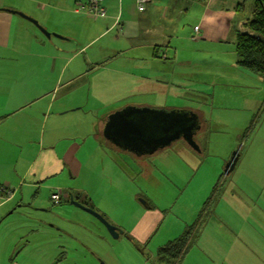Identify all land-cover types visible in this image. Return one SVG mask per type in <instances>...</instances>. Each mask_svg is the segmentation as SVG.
I'll use <instances>...</instances> for the list:
<instances>
[{
	"label": "crops",
	"instance_id": "1",
	"mask_svg": "<svg viewBox=\"0 0 264 264\" xmlns=\"http://www.w3.org/2000/svg\"><path fill=\"white\" fill-rule=\"evenodd\" d=\"M84 1L0 0V154L6 145L23 148V154H19L22 160L19 165H3L6 156L0 155V186L13 192L12 199L0 206V228L16 209L21 210L33 203L36 212L45 213L47 211L42 209L48 204H53L59 207L61 214V220L56 224L47 223L48 220L36 215L26 217L24 212L19 214L20 218L10 221L9 224L14 228L10 233H15L16 236L26 232L35 235L34 255L26 256L25 252L23 254L24 246L18 248L22 236H18L19 238L9 245L2 239L0 264H162L157 257L162 243L157 242L168 236L158 235V229L170 216L174 218L171 208L163 210L161 203L154 206L144 197V209L139 213L126 211L122 214L119 211L116 216L114 207L120 206L122 195L131 202L130 194L134 180L124 183L123 193L120 188L122 178L113 180L106 168H100L106 175L104 180L98 182V188L94 184H84V180H76L79 175L88 171L85 168L89 167L95 157L113 154L110 160L116 166L119 165L116 155L130 157L133 153V147L103 134L107 122L113 121L111 118L114 114L128 108L151 109L172 117L185 115L195 123L188 133L196 138L203 130L211 129L217 132L228 122L223 115L232 110V104L226 108L218 107L223 96L215 93L216 89L227 91L232 88L239 96H234L236 102L241 99L237 90L242 93L243 88L249 85L261 89L264 85L262 78L236 64L234 34L239 29L245 31V28L241 27L247 20L240 21L238 27L231 25L232 12L226 0H149L143 11H138L135 0H104L106 17L103 18L90 17L78 9L77 6L85 4ZM35 2L39 5L30 8ZM2 9L32 18L40 28L59 35L57 39L64 41L54 45L56 48L49 45L46 52L42 50L34 55V58L38 59L35 71L40 70L43 75L45 71L50 78H45L39 82V86L31 88L29 94L20 99L21 105L18 106L9 101L12 89L6 70L8 54H18L17 51L21 47L25 49L33 45L35 42L31 44L30 41L27 46L26 43L22 46L15 45L21 39L27 40L31 36H34L39 47L45 45L40 39L41 35H45L41 32L38 37L30 28L29 24L32 23L16 13L11 14ZM54 10L62 14L61 18L64 17L57 25L53 24L49 17V13ZM234 10L238 11L239 6H235ZM191 11H197L198 14L190 37H180L176 19L179 15H187ZM88 20L92 22L88 23ZM231 30L230 43L233 45V51L230 52L229 61L233 62L230 65L226 63L207 66L209 61L205 57L210 55V62L214 60L217 55H214L216 49L213 46H222ZM51 37L53 36L44 38ZM105 38L103 44L92 49L97 42ZM183 45L187 48L182 47ZM190 46L195 49L200 47L205 52L198 53L200 56L197 57ZM196 60H200V63L196 64ZM112 63L117 70L112 68ZM127 68H130L129 73H126ZM219 70L224 71V74L215 73ZM108 72L120 76V86H113L110 99H100L96 94L97 98L91 101L89 94L92 88L102 86L98 82L90 81L91 75L95 74L102 79L101 76L106 77ZM131 74L133 79L129 77ZM121 76L128 78L124 80ZM51 86L54 87L53 91L57 89L53 96L41 95ZM11 87L15 90L14 86ZM85 87L89 90L88 95ZM143 87L145 90L140 91ZM34 89L36 91L31 93ZM144 97H160L165 105L154 108L149 105L139 107L141 104L126 103L127 107H116L121 102H128L122 101L124 99L142 101ZM31 104L38 106L33 112H25L26 109H32ZM254 116L255 114L252 119ZM177 141L180 140L176 139L164 147H155L154 151L162 154L164 149L173 146ZM187 147L189 151L196 152L190 146ZM210 148L211 146L206 147L204 151L199 148L200 152L196 153L197 158L202 160L196 173L207 169L206 160L210 158L213 162L208 167L217 169L218 163L221 162L220 168L227 169L235 159L234 156H229L225 161L219 155L210 154ZM263 149L264 143L258 149L259 166L264 163ZM34 152L37 157L42 153L45 156L42 158L44 163L37 171H33V157L29 159ZM213 153L216 154V149ZM244 159L245 157L243 161ZM236 161L238 158L235 159L234 166ZM117 168L121 171V168ZM261 168L264 170V165ZM81 170L83 172L80 174ZM163 181L158 180L159 185ZM149 182L141 180L140 184L149 186ZM45 184L47 187L43 186ZM259 187L263 189L259 194L263 193L264 196V181ZM42 191H48V201L40 199ZM54 194L59 195L58 204L51 200ZM147 194L155 198L153 191ZM71 196L115 226L120 233L119 237L112 238L106 229L88 214L87 217L78 216V220L81 218L85 225L76 227L81 230L76 231V250L72 245L69 247L71 243L58 240L59 236L72 238L73 225L71 226L68 217L73 214V206L67 200ZM135 197L136 193L133 198ZM1 235L5 237V231ZM47 248L52 251L49 253V263L45 256ZM76 251L82 257H78ZM260 264H264V258H260Z\"/></svg>",
	"mask_w": 264,
	"mask_h": 264
},
{
	"label": "rangeland",
	"instance_id": "2",
	"mask_svg": "<svg viewBox=\"0 0 264 264\" xmlns=\"http://www.w3.org/2000/svg\"><path fill=\"white\" fill-rule=\"evenodd\" d=\"M226 1L229 2V9L232 12L230 19L231 25L238 27L240 21L249 20L251 18L254 0ZM38 5V2H35V5L32 4L29 7L36 8ZM235 6H239L238 11L234 10ZM58 12L59 11L56 10L51 13L48 12L49 17L52 19V23L55 25L59 24L61 19L64 18L63 16V18H61L60 16L62 14H58ZM197 14V11H191L187 15H179L177 17L176 25L178 36L187 35L190 37V33L192 32L191 28L194 27ZM88 21V23L92 22V20ZM29 25L32 31L34 30L36 35L40 37L41 30L35 28L32 24ZM85 25L86 24H84V26ZM242 28H244V24L241 29ZM229 32L222 46H219V44H217L218 46H213L216 49L214 55H217L214 60L210 62V55L205 57V59L209 61L207 66L225 65L226 63V65H230L233 62L229 61L230 52L233 51V45L230 43V40L232 41V35H230L232 30ZM44 37H42V35L40 37L45 44L41 45V47H39L34 36L28 37L27 40L21 39L20 42H16V46H22V44L25 43L27 46V42L29 43V41L31 44L35 43L29 48L23 49L21 47V49L17 51V53L19 52L18 54H8V59L6 61L8 83L15 87L14 90L10 85L12 92L9 96V101L16 106L21 105L20 99L26 97L31 88L39 86V82L41 83L45 78L46 80L50 78V76L46 75L47 72L45 71L44 75L40 74V70L35 71L38 59L34 58V55L42 50L46 52L49 45L56 48L54 45L57 46V44H62L64 41L57 39V37H51L50 39ZM105 40L106 38L103 41L97 42L92 49L103 44ZM72 46L76 47V45ZM182 47L187 48V46L184 45ZM190 48L192 47L190 46ZM192 49H194L195 56L197 57L200 56L198 53L205 52V50L200 47ZM199 63L200 60H196V64ZM44 65L45 63L42 64V66ZM112 68L117 70L114 63H112ZM127 71L126 73H129L130 68H127ZM215 73L224 74V71L219 70ZM128 76L121 77L127 80ZM129 77L131 79L134 78L132 74ZM101 78L102 79H99L95 74L90 77V81L98 82L102 85L92 88L89 94L91 101L97 98L95 97L96 94L99 95L100 99H110L112 97L110 92L113 86H117V88L120 86V76L117 77L115 73L108 72L106 77L101 76ZM53 86L45 89L41 95L46 97L53 96L57 91V89L53 91ZM231 89L232 88H228L227 91L215 90V93L223 96L222 102L218 107L226 108L232 104V110L223 115L225 121H228L227 124L217 132L215 130L205 129L200 136L193 138L201 150L204 151L206 147L211 146L210 154L219 155L223 157L225 161L229 156H234L235 159L238 158L235 166L228 174H225L226 168H220L222 162L218 163V169L215 167H208L212 165V158L206 160L208 166L205 168L207 169L196 173L202 160L197 158V152H191L187 149L189 145L187 142L178 141L173 146L164 149L159 156L152 157L150 161L148 158L145 159V161H141L134 159L133 155L132 157L124 155L118 157V155L115 154L117 156L116 162L119 163V165L116 166L121 168L122 172L111 162L110 159L113 158V154L109 153L103 155L104 157L102 156L101 158L95 157L94 161L89 163V167L85 168L88 171L81 174V172H83L82 169L80 171V177L76 179L84 180V184L88 186L94 184V186L98 188V182L104 180V175H106L100 168H106V170L109 171L107 173L111 175L113 180L118 177L122 178V185L120 187L121 193H123L124 183L134 180L133 190L130 194L131 202L127 201L124 195H122L120 206L118 208L114 207L116 216L119 211L122 214L126 211L129 213H131V211L139 213L141 209H144L145 198L154 206H158L161 203L162 205L160 204V207L163 210L171 208V213L174 218L170 216L158 229V235L165 234L168 238L163 240L160 239L157 243H162L160 244L162 247L166 244V241L167 243L173 241L187 231V238L183 245L184 255L179 264H260V258H264V196L263 193L259 194L260 190H263L260 189L259 186H261V183L264 181V170L261 168L264 163H262L261 166H259V164L257 165L258 149L264 143V85L262 89L261 87L249 85L243 88L242 93L237 90V94L241 96V99L236 102H234V99L239 96ZM143 90H145L144 87L141 88L140 91ZM35 91L34 89L31 93ZM85 91L88 95V88L85 87ZM126 100H128V102H121L116 107H127L128 104L126 103L141 104L139 107L149 105L154 108H160L165 105V102H163L160 97H144L142 101L140 99L136 101L124 99L122 101ZM37 106V104H31L30 107H32V109H26L25 112H33L34 108ZM249 113H251V115H249ZM254 114L255 116L252 119ZM248 148L249 151L247 152ZM22 149L23 148L17 146H13L12 148L11 145L8 147L7 145L3 146V151L0 154H5L6 156L3 160V165H19L22 162L19 158V154H23ZM214 149H216V154L213 153ZM31 156L34 159L33 171H37L38 167L44 163L42 162V158L45 157L44 153L37 157L34 152L30 155L29 159H31ZM95 156H97V154H95ZM243 157H245L244 161ZM258 175L261 176L259 177ZM141 180L150 181L149 186L141 185ZM158 180L164 181L159 185ZM236 180L239 181L236 182ZM43 186L47 187L46 184ZM149 191H153L155 198L147 194ZM133 192L136 193L137 197L133 198L135 195ZM47 195L48 191H42L39 197L40 199L43 198L44 201H48ZM95 196L100 201L99 197L97 195ZM242 197L245 199L240 200ZM34 204L35 203L31 204V206L28 205L21 210L16 209L9 215L0 228L2 229L0 230V242L4 239L7 245L13 244V242L19 238L18 236H22V239H20L18 243V248L24 246L22 253L24 254L25 252L26 256H30V254L34 255L35 235L26 232V234L19 233L22 235L16 236L15 233H10L14 228L9 222L20 218L19 214L22 212H24L26 217H28L27 215L43 217L48 220L47 223L51 222L52 224H56V222L61 220L58 206L48 204L46 208L42 209L47 212L41 213L33 210ZM74 208L75 207L71 209L73 214H69L68 217L71 226L73 225V230L71 232L72 238L59 236L58 240L67 241L69 244L71 243L69 247L72 245L76 250L75 241L78 239L76 231H81L76 227H84L85 225L81 218L78 220V216L87 217L89 215L78 208ZM50 213L52 217H50ZM92 220H95V218ZM3 231H5V237L1 235ZM120 240L123 239L120 238ZM42 250L43 249H41V251ZM51 252L49 248L45 250L48 263L50 261L49 253ZM75 254L78 257H82L78 251H76Z\"/></svg>",
	"mask_w": 264,
	"mask_h": 264
},
{
	"label": "water",
	"instance_id": "3",
	"mask_svg": "<svg viewBox=\"0 0 264 264\" xmlns=\"http://www.w3.org/2000/svg\"><path fill=\"white\" fill-rule=\"evenodd\" d=\"M5 12H9L11 14H15L16 12L8 11V10H2ZM18 16L22 17L23 19L27 20L28 22L34 24L37 28L41 30V32L45 35V37L49 38L50 36L53 37H60L56 34H51L46 32L44 29L40 28L37 21L33 20L30 17H27L23 15L22 13H16ZM111 120L107 123L110 124L111 122H117L118 124H125L124 136L130 137L133 135H136L137 133H141L143 135L144 131L146 130V136L151 138V142L149 145H152L154 147H164L167 146L169 143L177 139V135H182L183 133H186V137L183 136V138L186 140L187 143H189L191 146L194 145V148H196L195 144L192 141V136L189 134V130L195 126V123L190 118H186L185 115H178L175 117H172L171 115L162 114L161 112H156L151 109L146 108H128L125 110H122L119 113H116L112 116ZM106 125V126H107ZM116 127V126H115ZM113 127V129L115 128ZM140 127V128H136ZM129 130H128V129ZM178 132L177 135H174V132ZM111 131L109 130V133ZM121 129H116L115 133H118V137L110 136L113 140H116L118 142H123L127 144L128 146H136L134 142L130 138H125L121 136ZM112 133V132H111ZM114 134V132L112 133ZM175 136V137H173ZM142 139V137L140 138ZM138 144V142H137ZM235 159L231 161L228 168L225 170V174H228L233 167H234ZM70 203L79 208L80 210L86 212L93 218H95L102 226L106 229V231L109 233V235L117 239L120 235L119 231L115 226L110 224L106 219L101 216L98 212L95 210L88 208L86 206H83L77 202H74L72 198L70 199ZM33 210H35L33 208Z\"/></svg>",
	"mask_w": 264,
	"mask_h": 264
},
{
	"label": "trees",
	"instance_id": "4",
	"mask_svg": "<svg viewBox=\"0 0 264 264\" xmlns=\"http://www.w3.org/2000/svg\"><path fill=\"white\" fill-rule=\"evenodd\" d=\"M254 1L251 18L244 24L245 31L236 30L234 34L236 64L264 80V0ZM5 203L2 201L0 206ZM186 238L187 231L160 247L157 251L158 261L162 264H179L184 255Z\"/></svg>",
	"mask_w": 264,
	"mask_h": 264
},
{
	"label": "flooded vegetation",
	"instance_id": "5",
	"mask_svg": "<svg viewBox=\"0 0 264 264\" xmlns=\"http://www.w3.org/2000/svg\"><path fill=\"white\" fill-rule=\"evenodd\" d=\"M108 123V122H107ZM116 126V127H115ZM113 127H115L114 129H113ZM125 127V124H118L117 122H111L110 124H108L107 126H105V129L103 130V134L105 135V136H107L108 138L110 137V136H115V137H118V133H115V130L116 129H121L122 130V132H121V136L122 137H125V138H130L132 141H136V140H138L137 142H138V144H137V142L135 143L134 142V144L136 145V146H133V153L132 154H130V157H132V155L134 156L133 158L134 159H137V160H141V161H145V159H149V161H150V159L152 158V157H154V156H157V154H159L160 152H156L155 153V151H154V149H155V147L154 146H152V145H149L150 144V142H151V138L148 136H146L145 134H146V130L144 131V133H143V135L141 134V133H137L136 135H133V136H130V137H127V136H124V131H123V129H125L124 128ZM137 129L138 128H140V127H136ZM128 129V128H127ZM109 130L113 133L114 132V134H112L111 132L109 133ZM129 130V129H128ZM177 131L176 132H174V135H177ZM183 136L184 137H186V133H183L182 135H180L179 136V134L177 135V139H179L180 141H183V142H186V140L183 138ZM142 137V139H140ZM173 137H175V136H173ZM192 141H193V143L195 144V146H196V148H194V145H190L189 143V145L188 146H190V148L192 149V150H196V152H200L199 151V148H198V146H197V144L195 143V141H194V139H193V136H192ZM178 142V141H177ZM12 197H13V193H12V195L10 196V197H8L7 198V200L8 201H10L11 199H12ZM58 197H59V195H58ZM72 198V200L74 201V202H77L72 196L70 197V198H68L67 200H68V202H69V204L71 205V206H73L71 203H70V199ZM52 200V199H51ZM8 201H5V202H8ZM4 202V203H5ZM52 202H53V200H52ZM54 204H58L59 203V198H58V202L57 203H55V202H53ZM77 203H79V202H77ZM79 204H81V205H83V206H85L86 204H83V203H79ZM73 207H75V206H73ZM87 207V206H86ZM75 208H77V207H75ZM89 208V207H88ZM79 209V208H78Z\"/></svg>",
	"mask_w": 264,
	"mask_h": 264
},
{
	"label": "built area",
	"instance_id": "6",
	"mask_svg": "<svg viewBox=\"0 0 264 264\" xmlns=\"http://www.w3.org/2000/svg\"><path fill=\"white\" fill-rule=\"evenodd\" d=\"M86 4L77 6L78 9L83 10L88 16L94 17V18H103L106 17V12L104 8L102 7L103 0H85ZM149 2V0H135L136 7L138 11H143L145 8V5ZM77 9V11H78ZM117 22V21H116ZM197 33L198 29H194ZM13 192L9 191L7 188L0 186V205L2 204V201H8L7 198L12 195ZM58 195L54 194L51 196V199L53 202H58Z\"/></svg>",
	"mask_w": 264,
	"mask_h": 264
}]
</instances>
